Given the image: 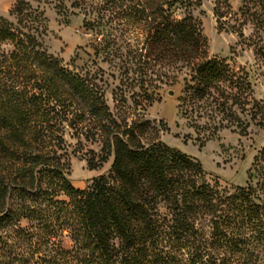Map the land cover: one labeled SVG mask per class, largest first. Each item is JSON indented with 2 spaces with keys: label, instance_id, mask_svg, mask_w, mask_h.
<instances>
[{
  "label": "trees",
  "instance_id": "1",
  "mask_svg": "<svg viewBox=\"0 0 264 264\" xmlns=\"http://www.w3.org/2000/svg\"><path fill=\"white\" fill-rule=\"evenodd\" d=\"M38 1L104 29L100 52L125 58L142 80L173 86L184 75L179 109L207 140L264 129L247 69L209 57L193 14L202 0ZM232 1L215 0L218 30L264 66V0H241L237 12ZM11 16L0 17V264H264V149L246 186L209 181L197 159L145 141L150 121L114 114L97 72L48 54L39 8L20 1ZM111 23L134 27L138 47L115 49ZM75 157L91 171L113 158L110 173L78 189Z\"/></svg>",
  "mask_w": 264,
  "mask_h": 264
},
{
  "label": "rangeland",
  "instance_id": "2",
  "mask_svg": "<svg viewBox=\"0 0 264 264\" xmlns=\"http://www.w3.org/2000/svg\"><path fill=\"white\" fill-rule=\"evenodd\" d=\"M20 1L30 3L33 9L39 8L44 13L46 22L42 42L49 55L73 71L97 72L114 114L144 117L152 123L151 127L156 132H150L145 141L156 136L168 146L197 159L202 163L209 181L218 179L223 187L229 189L247 185L255 160L264 149V129L252 125L247 135L223 130L207 140L182 117L179 109L184 75L173 86L142 80L125 58H107L100 52L104 29L87 28L84 16L59 13L54 4L38 0H0V17L15 21L11 12ZM232 6L237 12L241 0H233ZM214 7L215 0H202V6L193 12L203 25L209 57L227 59L236 67L246 68L256 99L264 100V66L257 63L253 49L242 43L237 35L219 32ZM230 22L236 23L234 20ZM111 27V33L116 38L115 49L120 47L126 53L131 48L129 43L138 47L140 34L134 27L129 26L125 32L118 23H111ZM244 33L249 38L253 33L252 25H246ZM85 145L86 150L100 151L98 144ZM112 162L113 158L102 169L91 171L85 159L75 157L71 163L70 181L76 188L85 189L94 178L108 176Z\"/></svg>",
  "mask_w": 264,
  "mask_h": 264
}]
</instances>
